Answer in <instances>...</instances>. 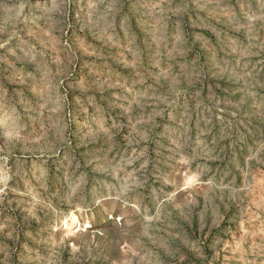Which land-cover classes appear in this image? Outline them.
Wrapping results in <instances>:
<instances>
[{"label": "rangeland", "instance_id": "1", "mask_svg": "<svg viewBox=\"0 0 264 264\" xmlns=\"http://www.w3.org/2000/svg\"><path fill=\"white\" fill-rule=\"evenodd\" d=\"M0 264H264V0H0Z\"/></svg>", "mask_w": 264, "mask_h": 264}]
</instances>
